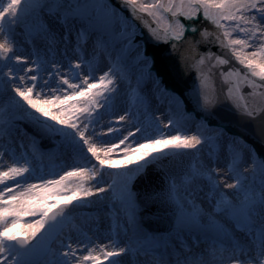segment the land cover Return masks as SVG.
Returning <instances> with one entry per match:
<instances>
[{
    "label": "snow or ice",
    "instance_id": "6c2138e0",
    "mask_svg": "<svg viewBox=\"0 0 264 264\" xmlns=\"http://www.w3.org/2000/svg\"><path fill=\"white\" fill-rule=\"evenodd\" d=\"M256 143L264 0H0V264H264Z\"/></svg>",
    "mask_w": 264,
    "mask_h": 264
},
{
    "label": "water",
    "instance_id": "95a60500",
    "mask_svg": "<svg viewBox=\"0 0 264 264\" xmlns=\"http://www.w3.org/2000/svg\"><path fill=\"white\" fill-rule=\"evenodd\" d=\"M112 3H113V5L119 4L120 0H112ZM148 19L152 22V26L153 27H158L157 24H156L157 22H155L151 17H149ZM141 26H143V24H141ZM214 28H215V26H210V25H208V28H207V31L209 33H211L213 36L215 35ZM201 30L203 31L204 29H201ZM153 47H155V46L151 45V44H147L146 45V48H148V49H151ZM159 47L161 49L162 56L166 57L167 60L171 64H175L176 61L171 56L170 52L167 50V46H159ZM231 54L232 53H230L229 49H226V48H223V47H221V48H212L211 52H210V55L212 57L211 63L212 64H218L219 60H221V59L233 60ZM156 67H157V69H159L160 68V64L157 63ZM242 69H243V66L238 65V63L233 60V63H232V66H231V70L233 72V75L231 76V79L233 81V88L236 89L237 84H240L239 89L236 91V95L240 99V102L242 104L247 102L249 104H253L254 105L260 99V97H250V96H248V92L251 91V89L248 87L247 83H242L243 78L245 76V72ZM205 72H207V68L205 69ZM208 86L210 88L214 87L213 81L211 79L208 80ZM235 130L237 132H239V131H241V128L240 127H236ZM254 146L257 148V151H260L261 149H264V146L260 145L259 143H256Z\"/></svg>",
    "mask_w": 264,
    "mask_h": 264
},
{
    "label": "rangeland",
    "instance_id": "374dc122",
    "mask_svg": "<svg viewBox=\"0 0 264 264\" xmlns=\"http://www.w3.org/2000/svg\"><path fill=\"white\" fill-rule=\"evenodd\" d=\"M138 2L139 3H150V2H153V0H138ZM165 2H167V0H165ZM174 2L177 5H180V0H174ZM186 4H187V0H185V7H186ZM121 17H124V14L121 13ZM157 19H158V23L161 24V26L163 25V27H166L170 23V20L168 19L166 14H163V15L158 14V17L155 19L156 22H157ZM121 27H123L122 24H121ZM18 39L23 40V36L18 35ZM230 51H231V49H230ZM161 127H163V125H161ZM172 134H176L175 131H173ZM165 135H167V130H165ZM105 146L106 145H98V147H105ZM169 148H171V146H169ZM122 150H123V145H118L117 149L111 154L112 158L114 160L123 159ZM57 163H58V165L61 164L60 161H58ZM105 167H107V166H105ZM117 167H120V166L118 165ZM53 168H54V165L52 164L51 166H48L46 171H53ZM69 170H71V169H69ZM58 173L63 174L61 171H59ZM56 178H58V175ZM70 179L74 182H80L82 180L86 184L85 187H90V185H91V178H90L89 172L87 170H85L83 177H72ZM72 186H75V184H73ZM113 211H115V210H113Z\"/></svg>",
    "mask_w": 264,
    "mask_h": 264
},
{
    "label": "bare ground",
    "instance_id": "6f19581e",
    "mask_svg": "<svg viewBox=\"0 0 264 264\" xmlns=\"http://www.w3.org/2000/svg\"><path fill=\"white\" fill-rule=\"evenodd\" d=\"M152 18V17H151ZM154 21H155V19L154 18H152ZM180 20H181V22L182 23H184L185 21H184V19H183V17H180ZM156 22V21H155ZM157 25H158V27H160V29L162 30L164 27H163V25L161 26V24H159V23H157ZM208 25H210V26H214V25H211V22H208ZM84 183V182H83ZM86 184L84 183V186H85ZM51 201V200H50ZM32 219H34L33 217H23L22 218V223H21V227H24L25 226V224H24V221H27V222H31V220ZM24 233L23 232H21V235H23Z\"/></svg>",
    "mask_w": 264,
    "mask_h": 264
}]
</instances>
